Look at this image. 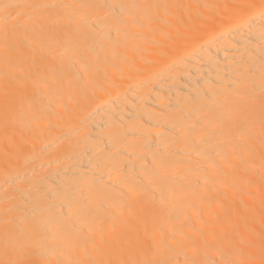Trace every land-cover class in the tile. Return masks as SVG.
Listing matches in <instances>:
<instances>
[{
    "label": "bare ground",
    "instance_id": "bare-ground-1",
    "mask_svg": "<svg viewBox=\"0 0 264 264\" xmlns=\"http://www.w3.org/2000/svg\"><path fill=\"white\" fill-rule=\"evenodd\" d=\"M0 264H264V0H0Z\"/></svg>",
    "mask_w": 264,
    "mask_h": 264
}]
</instances>
